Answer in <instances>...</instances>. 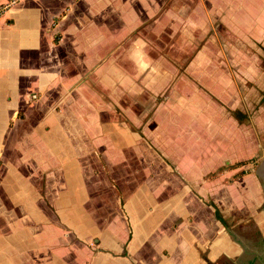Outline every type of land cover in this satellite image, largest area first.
<instances>
[{
  "label": "crops",
  "instance_id": "obj_1",
  "mask_svg": "<svg viewBox=\"0 0 264 264\" xmlns=\"http://www.w3.org/2000/svg\"><path fill=\"white\" fill-rule=\"evenodd\" d=\"M252 42L264 0H17L0 18V264L229 254L216 200L262 203Z\"/></svg>",
  "mask_w": 264,
  "mask_h": 264
},
{
  "label": "rangeland",
  "instance_id": "obj_2",
  "mask_svg": "<svg viewBox=\"0 0 264 264\" xmlns=\"http://www.w3.org/2000/svg\"><path fill=\"white\" fill-rule=\"evenodd\" d=\"M215 32L222 31L211 30L210 35ZM234 41L235 40L233 39V44ZM233 44H230L232 49L235 46V44ZM236 45L239 46V43H236ZM209 47L211 48V53L216 52L214 43ZM203 48L202 45L201 51ZM241 48L244 49L243 46H241ZM166 49L168 54L179 53V48H177L176 45H168ZM246 52L248 54H254L259 58V54H263L264 50L262 49L261 44L257 45L252 42L247 45ZM174 64L177 65L180 70H185L187 66V62L185 61H180ZM191 80L192 78L189 79L190 82ZM248 86H251L250 82ZM263 160L264 149L259 153L260 167ZM260 167L259 171L261 170ZM259 175V198L262 201L261 205H254V207L249 205L248 207L245 206L241 209L237 205L221 204L216 200V202L219 203L217 208L220 209L225 220V225L222 227L221 223L216 221L217 231L215 237L218 240L219 236L224 235L231 244L230 253L224 256H219L216 264H252L257 255L264 256V177L261 173H259ZM223 231H225L224 234L222 233Z\"/></svg>",
  "mask_w": 264,
  "mask_h": 264
},
{
  "label": "built area",
  "instance_id": "obj_3",
  "mask_svg": "<svg viewBox=\"0 0 264 264\" xmlns=\"http://www.w3.org/2000/svg\"><path fill=\"white\" fill-rule=\"evenodd\" d=\"M17 0H0V18L16 4Z\"/></svg>",
  "mask_w": 264,
  "mask_h": 264
},
{
  "label": "flooded vegetation",
  "instance_id": "obj_4",
  "mask_svg": "<svg viewBox=\"0 0 264 264\" xmlns=\"http://www.w3.org/2000/svg\"><path fill=\"white\" fill-rule=\"evenodd\" d=\"M264 254V252H263ZM252 264H264V256L263 255H257L255 261Z\"/></svg>",
  "mask_w": 264,
  "mask_h": 264
},
{
  "label": "bare ground",
  "instance_id": "obj_5",
  "mask_svg": "<svg viewBox=\"0 0 264 264\" xmlns=\"http://www.w3.org/2000/svg\"><path fill=\"white\" fill-rule=\"evenodd\" d=\"M260 171H259V173H261L262 175H263V177H264V160H263V162H262V164H261V167H260Z\"/></svg>",
  "mask_w": 264,
  "mask_h": 264
},
{
  "label": "trees",
  "instance_id": "obj_6",
  "mask_svg": "<svg viewBox=\"0 0 264 264\" xmlns=\"http://www.w3.org/2000/svg\"><path fill=\"white\" fill-rule=\"evenodd\" d=\"M264 50V49H263ZM264 100V95H263V98H262V101ZM237 114V113H236ZM216 215H217V218L219 219V220H221V217H220V215H219V213H218V211L216 212ZM222 221V220H221Z\"/></svg>",
  "mask_w": 264,
  "mask_h": 264
}]
</instances>
